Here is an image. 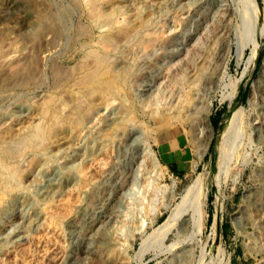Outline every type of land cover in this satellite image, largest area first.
<instances>
[{
	"label": "rangeland",
	"instance_id": "rangeland-1",
	"mask_svg": "<svg viewBox=\"0 0 264 264\" xmlns=\"http://www.w3.org/2000/svg\"><path fill=\"white\" fill-rule=\"evenodd\" d=\"M89 3L0 0V154L50 103L76 106L70 131L0 180V264L28 261L55 201L63 255L39 264H264V0L143 4L111 38L145 29L107 52ZM97 48L106 73L126 74L108 103L75 83ZM197 177L202 212L180 214Z\"/></svg>",
	"mask_w": 264,
	"mask_h": 264
},
{
	"label": "bare ground",
	"instance_id": "bare-ground-1",
	"mask_svg": "<svg viewBox=\"0 0 264 264\" xmlns=\"http://www.w3.org/2000/svg\"><path fill=\"white\" fill-rule=\"evenodd\" d=\"M88 1L91 2V4L89 3L90 5H92L91 7H96L94 12L91 11L93 12V15L91 14L92 15L91 17H92L94 26L96 25L101 31L100 33L101 39L99 40V43L97 42V44L100 45L101 50L107 52L111 49L116 48L118 46L119 41L130 42L131 36L139 32H142L145 29V25L148 21L142 20L140 21L139 24H134V27H129L127 30L123 31L119 39L116 37L118 39V40L115 39L117 42L112 41V38H111L112 34L116 31L119 32V30L122 29L123 25L127 26V24H130L131 22L136 21V19L141 18L140 10L143 4L155 5L157 4V2L158 4H162L161 2L163 0H88ZM98 49L99 48H97V50L96 49L93 50L95 51L92 53L93 59L92 57H90L92 59V62H90V65H88V67L89 66L91 67L87 68V70H84L86 72L83 73V75L79 74V76L77 77V80H75V83L80 87L81 92H83L85 95L91 98V100L98 101V102L104 100L108 103L109 99L113 95H116L120 92L121 81L126 79V74L122 72L117 73V74L116 73L115 74L106 73L104 69V65H103L105 57L101 55L99 52H96L98 51ZM90 51L92 52V50ZM200 69L202 70V68ZM83 101L84 100L82 99V102ZM185 101L189 102L188 99H186ZM75 107L73 106L70 107L67 104L65 105L62 103L58 105H54V103H50L47 108V111L49 114L47 115L46 120L44 119L45 118L44 113H46L45 111L43 114L42 113L36 114L35 116H33V118H31L32 120L29 125L26 124L27 126L24 125V126H19L17 128L19 131L18 133L19 136H17L15 139H12V140L10 139L8 141H5L6 146H7L6 151L3 154H0V172H1V175H3L1 176L2 179L0 180H3L4 178L3 180L4 184H10V182H12V179L14 180V178H16L18 171L23 169L25 163L31 160L27 157L28 155H26L28 152L32 153L34 150L41 148V146L45 142H48V143L57 142L62 138L60 133L62 130L64 132L69 130V124L71 123V120L73 119V116L76 113ZM241 108L237 112L234 120L238 119ZM10 123L12 124V122ZM197 124H198L197 130H201L205 132V138H206L205 140L207 141L208 134L211 136V133H212V128H211V125L208 119L202 118V120H200L199 122L197 121ZM9 128H10V125H9ZM231 132L233 131L231 130ZM65 136H66V133H65ZM205 140L201 142L200 146L207 147L209 141L206 142ZM12 151H16L15 152L16 155H14L13 157L11 156L12 160L13 159L15 160H13L14 166L10 167L8 166L5 160H6V157L10 158L9 155L12 154ZM200 154H202V152ZM146 155L149 161L153 163L156 161V157L152 152L147 151ZM98 158L95 160L98 161L99 160ZM198 178L200 179V177H197V179L195 178V180L187 187L185 193L181 197L182 198L181 202H179V205L177 204L178 213L181 214L185 212L187 209L190 210L191 208L194 209V212H197V213L202 212V198H203L204 190ZM58 204L59 202L55 201L53 205H51L50 207L48 206V208L46 209V212L50 216H55L54 219H55V222L57 223L53 225L50 224V225L43 227L42 234L39 236H36L37 238L34 240L36 243L37 249L34 250L30 254L28 261L19 259V261H17L18 264H39L43 260L54 262L63 255L62 254L61 256H59L57 252L59 250L58 241L62 238V229L58 222L59 215L58 214L55 215L56 214L55 206H58ZM173 209L175 208L173 207ZM173 212H175V210ZM174 216L175 215L170 216V217L174 219L173 218ZM169 220L167 219L168 222H170ZM166 226L168 227V225Z\"/></svg>",
	"mask_w": 264,
	"mask_h": 264
},
{
	"label": "crops",
	"instance_id": "crops-1",
	"mask_svg": "<svg viewBox=\"0 0 264 264\" xmlns=\"http://www.w3.org/2000/svg\"><path fill=\"white\" fill-rule=\"evenodd\" d=\"M221 117H222V112H216L215 115H212V119H213V126H218L221 122ZM173 145L175 144L176 146H179L180 142L177 139H173ZM186 162V161H185ZM182 162L181 165H179V163L177 162L176 159H169L167 161V164L169 166V168L173 171V172H177L179 169H182L187 165V162Z\"/></svg>",
	"mask_w": 264,
	"mask_h": 264
},
{
	"label": "trees",
	"instance_id": "trees-1",
	"mask_svg": "<svg viewBox=\"0 0 264 264\" xmlns=\"http://www.w3.org/2000/svg\"><path fill=\"white\" fill-rule=\"evenodd\" d=\"M245 97V91H244V93H243V96H242V98H244ZM211 216V215H210Z\"/></svg>",
	"mask_w": 264,
	"mask_h": 264
}]
</instances>
